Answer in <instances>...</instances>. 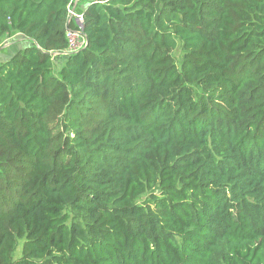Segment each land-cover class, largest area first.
Wrapping results in <instances>:
<instances>
[{"label": "trees", "instance_id": "16d2710c", "mask_svg": "<svg viewBox=\"0 0 264 264\" xmlns=\"http://www.w3.org/2000/svg\"><path fill=\"white\" fill-rule=\"evenodd\" d=\"M10 35L0 264H264V0H0Z\"/></svg>", "mask_w": 264, "mask_h": 264}, {"label": "built area", "instance_id": "2783aa9c", "mask_svg": "<svg viewBox=\"0 0 264 264\" xmlns=\"http://www.w3.org/2000/svg\"><path fill=\"white\" fill-rule=\"evenodd\" d=\"M68 13L70 16L74 17L75 24L77 25L79 30H67L66 31V38H67V49L65 53H69L75 51L82 47L85 44L84 37L81 33L82 23H83V16L82 14L76 13L73 11L72 8L69 6L67 7Z\"/></svg>", "mask_w": 264, "mask_h": 264}, {"label": "rangeland", "instance_id": "374dc122", "mask_svg": "<svg viewBox=\"0 0 264 264\" xmlns=\"http://www.w3.org/2000/svg\"><path fill=\"white\" fill-rule=\"evenodd\" d=\"M21 46L22 47L24 46V42H22V39H20L19 35H10V36L6 37L3 41L1 48H0V59L4 58V55L5 56L11 55L17 48H19ZM62 56H58V57L54 58V62H55L56 67H58L62 63V61L65 59V56L64 55H62Z\"/></svg>", "mask_w": 264, "mask_h": 264}, {"label": "water", "instance_id": "95a60500", "mask_svg": "<svg viewBox=\"0 0 264 264\" xmlns=\"http://www.w3.org/2000/svg\"><path fill=\"white\" fill-rule=\"evenodd\" d=\"M77 0H75V2H76ZM93 1H95V2H105V1H107V0H93ZM72 9H73V7H72ZM55 54V53H54Z\"/></svg>", "mask_w": 264, "mask_h": 264}, {"label": "crops", "instance_id": "0c3cea01", "mask_svg": "<svg viewBox=\"0 0 264 264\" xmlns=\"http://www.w3.org/2000/svg\"><path fill=\"white\" fill-rule=\"evenodd\" d=\"M63 54V53H62ZM62 54H59L60 56H62ZM64 55V54H63ZM63 57V56H62ZM64 58V57H63Z\"/></svg>", "mask_w": 264, "mask_h": 264}]
</instances>
